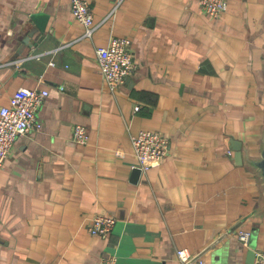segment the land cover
Returning <instances> with one entry per match:
<instances>
[{
  "label": "crops",
  "instance_id": "obj_1",
  "mask_svg": "<svg viewBox=\"0 0 264 264\" xmlns=\"http://www.w3.org/2000/svg\"><path fill=\"white\" fill-rule=\"evenodd\" d=\"M88 1L91 38L71 0H0V109L23 87L50 93L42 129L0 169V264H180V249L246 264L264 251V188L233 144L257 156L264 135V0H228L217 18L200 0ZM35 13L49 15L45 30ZM113 36L131 40L136 62L114 91L96 52ZM77 125L88 142L74 141ZM143 129L170 152L135 182ZM98 215L116 218L109 236L89 231Z\"/></svg>",
  "mask_w": 264,
  "mask_h": 264
},
{
  "label": "built area",
  "instance_id": "obj_2",
  "mask_svg": "<svg viewBox=\"0 0 264 264\" xmlns=\"http://www.w3.org/2000/svg\"><path fill=\"white\" fill-rule=\"evenodd\" d=\"M203 11L211 17H220L228 9V0H200ZM74 17L84 26V38H91L98 28L93 10L88 0H71ZM132 42L127 37L113 36L107 45L97 48V58L102 78L111 90L126 85L136 69V62L131 50ZM50 95L47 89L21 88L11 98L10 103L0 109V169L13 149L16 140L31 130L43 127L38 112ZM139 110V107L136 108ZM73 139L77 143L89 140L87 128L77 125L73 130ZM133 150L138 168L146 172L153 166L160 165L169 157L170 140L160 132L140 130L132 137ZM233 155L232 151L228 152ZM116 223L110 215L96 216L89 227L94 235L109 236ZM252 233L245 228L237 232L238 239L247 247L250 246ZM180 264H210L201 254L193 255L188 249L178 250ZM115 256H103L99 264H116ZM254 264H264V251H256Z\"/></svg>",
  "mask_w": 264,
  "mask_h": 264
},
{
  "label": "water",
  "instance_id": "obj_3",
  "mask_svg": "<svg viewBox=\"0 0 264 264\" xmlns=\"http://www.w3.org/2000/svg\"><path fill=\"white\" fill-rule=\"evenodd\" d=\"M49 20V15L44 13H35L32 15V21L38 26L39 29L45 30L46 25ZM234 149L236 150L235 153V160L239 163H248L254 169L257 170L259 175L262 178L263 188H264V135L260 141V151L257 156H253L246 148L243 147L242 142L234 141ZM141 169L135 168L133 170V181L137 182L141 176ZM256 258V251L251 249L246 264H254Z\"/></svg>",
  "mask_w": 264,
  "mask_h": 264
}]
</instances>
